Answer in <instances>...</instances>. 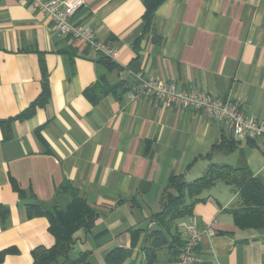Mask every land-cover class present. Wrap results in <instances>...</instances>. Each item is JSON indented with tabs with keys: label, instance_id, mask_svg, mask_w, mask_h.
Here are the masks:
<instances>
[{
	"label": "crops",
	"instance_id": "obj_1",
	"mask_svg": "<svg viewBox=\"0 0 264 264\" xmlns=\"http://www.w3.org/2000/svg\"><path fill=\"white\" fill-rule=\"evenodd\" d=\"M145 12V0H85L76 11L74 23L117 51L107 65L23 0H0V205L9 209L0 252L15 250L0 264H32L34 249L54 245L48 219L28 217L26 203L49 204L66 182L99 214L90 231L73 235L72 259L88 253V264H107L118 248L130 252L121 264H148L144 249L157 232L164 242L151 264H172L196 222L214 233L202 236L195 264H264V216L238 225L234 212L244 204L224 182L168 226L154 218L172 175L191 182L211 163H246L264 189V135L238 142L228 122L204 111L130 99L141 72L231 98L264 122V0H164L154 34L145 32ZM121 82L128 90L103 93ZM42 95L32 115L18 118ZM225 139L234 150L208 155Z\"/></svg>",
	"mask_w": 264,
	"mask_h": 264
},
{
	"label": "trees",
	"instance_id": "obj_2",
	"mask_svg": "<svg viewBox=\"0 0 264 264\" xmlns=\"http://www.w3.org/2000/svg\"><path fill=\"white\" fill-rule=\"evenodd\" d=\"M164 0H145L146 12L144 15L145 32L155 33L154 19L157 7ZM100 55V61L110 64L109 57ZM45 86V85H44ZM128 90L126 84L121 82L115 87L103 89V93L115 91L117 88ZM42 97L32 104L26 111L18 115V118H26L33 114L35 107L40 105ZM235 140H222L212 146L208 155L213 151L231 152L236 147ZM205 175L187 182L182 176L172 175L162 193V210L155 215V219L162 225H169L180 215L190 213L194 204L200 200L199 195L210 189L216 182L221 181L239 190L244 207L242 210L235 211V220L238 225L246 226V221L251 216H264V189L253 178L246 163L238 166L211 163L204 173ZM20 193H22L19 190ZM24 193V192H23ZM22 193V194H23ZM187 198H191L188 203ZM28 217H46L49 221V232L54 236L55 243L52 247H37L32 251V264H88V253L81 254L78 259L70 257L73 246V235L81 228L89 230L93 227L99 214L87 201L80 195L79 191L69 182L61 185L53 200L48 203L30 202L26 203ZM9 215V209L0 205V217L5 220ZM246 217V219H245ZM154 238L151 247L144 250L148 264L153 263L155 251L162 242H155V238L160 237L159 233L150 235ZM149 240H146V244ZM157 243V244H156ZM14 249L0 252V263L4 256ZM130 254L123 249H115L108 254L107 264H121Z\"/></svg>",
	"mask_w": 264,
	"mask_h": 264
},
{
	"label": "built area",
	"instance_id": "obj_3",
	"mask_svg": "<svg viewBox=\"0 0 264 264\" xmlns=\"http://www.w3.org/2000/svg\"><path fill=\"white\" fill-rule=\"evenodd\" d=\"M23 2L46 15L59 35L82 40L99 54L115 60L117 51L110 43L99 40L92 27L72 21L85 0H23ZM133 79L136 84L131 100L151 97L169 107L204 111L215 119L228 122L232 127L233 137L238 142L264 135V122L242 113L238 104L231 98L225 99L201 91L179 89L175 83L148 79L141 72L134 73ZM208 233H214L212 224L201 227L196 222L190 223L186 227L187 236L183 248L178 259L172 264H195L198 256L196 248L202 236Z\"/></svg>",
	"mask_w": 264,
	"mask_h": 264
}]
</instances>
